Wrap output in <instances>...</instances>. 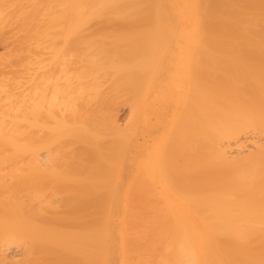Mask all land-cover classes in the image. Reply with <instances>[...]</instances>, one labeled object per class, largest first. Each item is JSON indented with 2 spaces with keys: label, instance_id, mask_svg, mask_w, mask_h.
<instances>
[{
  "label": "bare ground",
  "instance_id": "1",
  "mask_svg": "<svg viewBox=\"0 0 264 264\" xmlns=\"http://www.w3.org/2000/svg\"><path fill=\"white\" fill-rule=\"evenodd\" d=\"M189 254L264 264V0H0V264Z\"/></svg>",
  "mask_w": 264,
  "mask_h": 264
},
{
  "label": "clouds",
  "instance_id": "2",
  "mask_svg": "<svg viewBox=\"0 0 264 264\" xmlns=\"http://www.w3.org/2000/svg\"><path fill=\"white\" fill-rule=\"evenodd\" d=\"M182 252L185 251L183 246H182ZM186 264H195V257L194 254H189L186 259Z\"/></svg>",
  "mask_w": 264,
  "mask_h": 264
},
{
  "label": "rangeland",
  "instance_id": "3",
  "mask_svg": "<svg viewBox=\"0 0 264 264\" xmlns=\"http://www.w3.org/2000/svg\"><path fill=\"white\" fill-rule=\"evenodd\" d=\"M127 110H128V108H127V106L125 107V106H123L122 108H121V112L119 113L121 116H123V120L125 119V122H126V118H128L129 116H127V113H129V112H127ZM123 114V115H122ZM125 115V116H124ZM127 116V117H126ZM125 117V118H124ZM124 122V121H123Z\"/></svg>",
  "mask_w": 264,
  "mask_h": 264
}]
</instances>
